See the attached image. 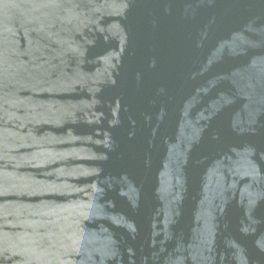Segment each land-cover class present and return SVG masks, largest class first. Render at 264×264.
I'll use <instances>...</instances> for the list:
<instances>
[{"label": "water", "instance_id": "water-1", "mask_svg": "<svg viewBox=\"0 0 264 264\" xmlns=\"http://www.w3.org/2000/svg\"><path fill=\"white\" fill-rule=\"evenodd\" d=\"M0 264H264V0H0Z\"/></svg>", "mask_w": 264, "mask_h": 264}]
</instances>
